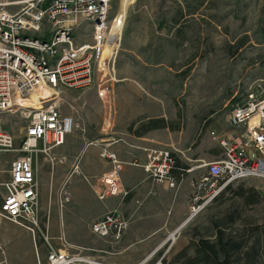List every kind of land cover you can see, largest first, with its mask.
I'll use <instances>...</instances> for the list:
<instances>
[{"label":"rangeland","instance_id":"obj_1","mask_svg":"<svg viewBox=\"0 0 264 264\" xmlns=\"http://www.w3.org/2000/svg\"><path fill=\"white\" fill-rule=\"evenodd\" d=\"M24 1L0 0V4L16 3L5 8L16 13ZM110 19L112 40L120 35V43L109 72L103 63L102 75L91 87L62 91L60 110L73 118L76 128L49 159L41 155L37 161L40 231L64 237L104 264L131 252L125 240L99 239L90 231L91 224L107 214L100 195L108 165L100 149L122 142L130 127L136 132L152 117H162L169 129L156 132L162 141L157 150L175 152L184 167L190 165L186 148L200 147L207 134L216 147L215 132L229 127L235 106L251 93L264 97V0H111ZM75 33L79 42H91L92 26L84 23ZM114 50L113 44L107 47L105 57ZM22 103L35 107L37 100ZM28 115V110L18 108L0 116L3 129L17 144L25 135ZM196 183L191 185L193 191ZM180 187L178 183L174 190ZM78 190L90 195L81 204L75 200ZM4 194L0 188V203ZM190 199L178 228L185 226L176 240L169 236V243L159 250L142 259H125V264H173L177 253L188 247L193 257L192 246L200 239L215 241L216 225L222 224L227 232L242 233L246 247L256 243L260 250L252 254L253 264H264V179L227 185L194 216ZM35 236L43 261L41 234L36 231ZM0 238L10 264H38L28 230L5 222Z\"/></svg>","mask_w":264,"mask_h":264},{"label":"built area","instance_id":"obj_2","mask_svg":"<svg viewBox=\"0 0 264 264\" xmlns=\"http://www.w3.org/2000/svg\"><path fill=\"white\" fill-rule=\"evenodd\" d=\"M15 5L0 4V116L23 108L29 111V122L19 144L0 122V188L5 192L0 203V232L5 222L28 230L38 264H104L85 255L64 237L54 238L40 231L37 161L41 155L49 159L76 128L73 118L60 110L62 91L91 87L97 75H102L103 63H107L109 72L120 43V35L112 40L111 0H26L16 13L5 10ZM84 23L92 26L88 34L91 42L77 40L75 31ZM112 44L115 50L106 58V49ZM33 99L37 100L35 107H24L22 102L31 104ZM229 123L234 133L219 139L223 158L200 166L206 175L194 186L191 216L202 211L227 185L250 178L264 179V97L248 95L231 111ZM100 154L110 165L104 175L101 199L127 198L130 191L120 184L124 163L106 147ZM147 154L148 163L142 167L152 183L176 189L173 153L150 150ZM130 224L131 219L115 210L92 223L90 231L99 239L118 242ZM36 231L41 234L46 253L43 261ZM0 264H10L1 238Z\"/></svg>","mask_w":264,"mask_h":264},{"label":"crops","instance_id":"obj_3","mask_svg":"<svg viewBox=\"0 0 264 264\" xmlns=\"http://www.w3.org/2000/svg\"><path fill=\"white\" fill-rule=\"evenodd\" d=\"M150 120H164L167 127L163 130L169 129L167 121L162 117H152ZM228 126L226 130L215 132L216 137H213V140L218 143L216 147L211 146V139L207 134L202 136L200 147L195 148L194 144H191L189 148L185 149L184 155L190 165L183 167L181 157L172 152L176 160L173 177L181 185L179 191L153 184L142 167L148 163L147 151L160 149L159 144L162 141L159 140L158 133H156L160 129L144 134H138V132H142L141 128L136 132L128 130L122 142L103 146L116 153L119 160L124 163L120 184L124 189L130 191V195L125 199L119 196L104 199L105 213L117 210L124 217L131 219L130 227L122 239L126 241L128 246L125 248L129 247L131 254L120 257L121 260L112 261L109 264H125L124 260L132 257L145 258L169 243V236L176 233V230L178 231L179 222L184 219L182 213L186 211L188 200L191 193L193 194L191 185L206 175V170L200 167L201 163L214 162L223 158L224 151L219 144V139L229 137V133H234L229 121ZM5 159L8 160V158ZM133 163H138L139 166L133 165ZM107 165L109 171L108 162ZM8 168L7 166L6 170ZM3 178L8 180L9 177L4 175ZM81 194H86V198H81ZM76 196V202L81 204L90 195L87 191L78 190Z\"/></svg>","mask_w":264,"mask_h":264},{"label":"trees","instance_id":"obj_4","mask_svg":"<svg viewBox=\"0 0 264 264\" xmlns=\"http://www.w3.org/2000/svg\"><path fill=\"white\" fill-rule=\"evenodd\" d=\"M166 127L164 120H150L147 124L142 125V132H138V134ZM129 130L132 131L133 127H130ZM237 195L242 197L243 193L241 194L239 191ZM254 202L250 198V204H254ZM236 222V219L231 220L230 227L234 226ZM216 230L217 237L215 241L200 239L192 246L195 256H189V247L185 248L175 256L172 261L173 264H253L252 254L260 250L256 243H253L251 247H246V242L241 239L242 233L227 232L224 224L216 225ZM244 250L247 251L244 252Z\"/></svg>","mask_w":264,"mask_h":264},{"label":"bare ground","instance_id":"obj_5","mask_svg":"<svg viewBox=\"0 0 264 264\" xmlns=\"http://www.w3.org/2000/svg\"><path fill=\"white\" fill-rule=\"evenodd\" d=\"M184 226H185V223H184V225H182V226L180 227V229H181L182 227H184ZM180 229L178 228V231H179ZM178 231L176 230V233H173V234L171 235V239H173L174 241L176 240V235H177ZM180 231H181V230H180Z\"/></svg>","mask_w":264,"mask_h":264}]
</instances>
